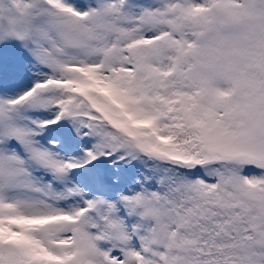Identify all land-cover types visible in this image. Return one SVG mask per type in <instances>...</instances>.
Segmentation results:
<instances>
[{"label":"snow or ice","instance_id":"snow-or-ice-1","mask_svg":"<svg viewBox=\"0 0 264 264\" xmlns=\"http://www.w3.org/2000/svg\"><path fill=\"white\" fill-rule=\"evenodd\" d=\"M0 264H264V0H0Z\"/></svg>","mask_w":264,"mask_h":264}]
</instances>
